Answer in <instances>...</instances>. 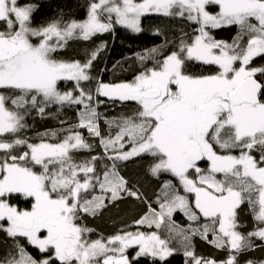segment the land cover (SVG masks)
I'll return each instance as SVG.
<instances>
[{"label": "snow or ice", "instance_id": "6c2138e0", "mask_svg": "<svg viewBox=\"0 0 264 264\" xmlns=\"http://www.w3.org/2000/svg\"><path fill=\"white\" fill-rule=\"evenodd\" d=\"M40 7L0 0V264H264L250 255L264 251V0H88L84 19L34 23ZM152 17L175 23L154 27L130 79L96 72L103 41L61 58ZM67 111L29 134L30 119ZM121 202L130 222L89 226Z\"/></svg>", "mask_w": 264, "mask_h": 264}, {"label": "trees", "instance_id": "16d2710c", "mask_svg": "<svg viewBox=\"0 0 264 264\" xmlns=\"http://www.w3.org/2000/svg\"><path fill=\"white\" fill-rule=\"evenodd\" d=\"M26 2L28 0H20L21 4ZM37 2L41 7L36 14L34 23H44L52 18H57L60 14H63L65 17H75L77 20L86 18L88 0H37ZM174 23L156 17L145 18L143 20L145 30L138 36H134L123 28L117 27L114 33H105L87 42H70V45L61 53V58L65 60L83 59L85 47L92 49L103 41L106 42L107 46L96 63V72L104 80L130 79L137 68V65L133 63L135 55L158 42V38L153 35L154 27L159 25L162 28L166 27L171 30ZM233 34L227 30H222L219 32L217 38L227 40ZM101 110L109 114L103 106ZM61 119L74 120L75 114L74 112L67 111L59 115H49L44 119H41L39 116L30 119L29 123L32 127L29 130V134L34 135L36 132L57 128L60 126L59 121ZM142 169V165L129 162L128 167L124 170V174L133 183L139 181L142 185V191L151 196L154 186L144 182ZM136 214L137 210L132 204L121 202L119 207H110V209L106 210L102 217L95 220L90 218L89 226L96 228L99 233L107 235L118 227H122L125 223L130 222ZM240 219L247 226L246 230H250L254 226V221L246 209L241 211ZM196 247L197 251L204 255H216L222 258L221 253L199 239L196 240ZM250 255L256 259H264V251L256 250ZM170 259L171 264H183L182 255H177Z\"/></svg>", "mask_w": 264, "mask_h": 264}]
</instances>
